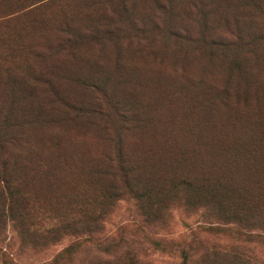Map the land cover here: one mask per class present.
I'll return each mask as SVG.
<instances>
[{
  "label": "rangeland",
  "instance_id": "obj_1",
  "mask_svg": "<svg viewBox=\"0 0 264 264\" xmlns=\"http://www.w3.org/2000/svg\"><path fill=\"white\" fill-rule=\"evenodd\" d=\"M263 207L264 0H0V264H264Z\"/></svg>",
  "mask_w": 264,
  "mask_h": 264
},
{
  "label": "trees",
  "instance_id": "obj_2",
  "mask_svg": "<svg viewBox=\"0 0 264 264\" xmlns=\"http://www.w3.org/2000/svg\"><path fill=\"white\" fill-rule=\"evenodd\" d=\"M11 188H12V186L9 184H6V186H4L5 191L3 192V195H5V197L8 199V201H11L12 197L14 196V193L11 190ZM27 206H28V204L25 206V208ZM12 209H13V207H11L10 205L7 208V210H10V211ZM262 211H264V207H263ZM236 220H237V218H236ZM263 221H264V219H263ZM113 257L114 258L112 260H97L91 264H138L137 258L132 254H120V255H114ZM237 259L242 260L241 257H238ZM244 259H243L244 264H248L249 261L246 259L244 260Z\"/></svg>",
  "mask_w": 264,
  "mask_h": 264
}]
</instances>
